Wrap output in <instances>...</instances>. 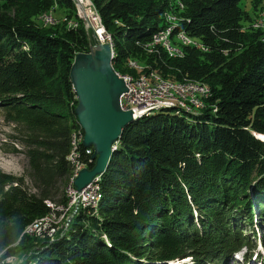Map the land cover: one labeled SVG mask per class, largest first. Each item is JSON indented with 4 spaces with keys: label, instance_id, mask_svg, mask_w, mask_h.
Segmentation results:
<instances>
[{
    "label": "trees",
    "instance_id": "trees-1",
    "mask_svg": "<svg viewBox=\"0 0 264 264\" xmlns=\"http://www.w3.org/2000/svg\"><path fill=\"white\" fill-rule=\"evenodd\" d=\"M90 1L112 41L117 73L201 82L212 98L197 115L166 109L130 124L97 183L98 209L78 211L52 238L50 226L29 235L30 226L68 205V158L74 135H83L70 71L97 41L83 26L53 31L38 23L57 8L77 15L72 0H0V111L26 150L35 191L0 171V264L16 253L25 254L18 264H231L244 248L242 264L256 253L262 261L264 33L243 24L242 0ZM179 13L185 17L176 32L201 47L181 46L180 58L160 48L149 53L167 16ZM132 61L144 70L130 68Z\"/></svg>",
    "mask_w": 264,
    "mask_h": 264
},
{
    "label": "water",
    "instance_id": "water-1",
    "mask_svg": "<svg viewBox=\"0 0 264 264\" xmlns=\"http://www.w3.org/2000/svg\"><path fill=\"white\" fill-rule=\"evenodd\" d=\"M80 8L83 12V8L81 6ZM113 51L110 45L99 43L96 46H91L89 53L77 54L71 66L69 80H71L73 93L77 100L75 115L83 133L80 145L85 150H91L90 160L94 164L92 168L87 164V167L81 169L75 177L71 178V184L68 187H71L78 195L85 193L106 173L110 167L111 157L117 150L123 130L136 121L134 117L136 114L131 110H124L120 104L123 96L128 92V86L125 79L122 78L124 76L117 73L113 67ZM165 81L171 84L179 83L184 87L200 84L208 88L206 84L192 80ZM208 89L210 94L201 100L203 103L198 106L184 101L181 103L184 106L176 108L185 109L191 115L202 113L207 109L208 100L212 98V91L210 88ZM214 113H216L215 107H213ZM262 140L264 141V139ZM69 204L70 201L67 206H71ZM78 211V206L72 205L64 221H61L62 231L65 228V231L68 229L69 223ZM58 229L57 226L50 225V232H59ZM53 234L55 235V233ZM52 235L50 236L52 237ZM11 258L6 259L5 263L12 264L10 263Z\"/></svg>",
    "mask_w": 264,
    "mask_h": 264
},
{
    "label": "built area",
    "instance_id": "built-area-1",
    "mask_svg": "<svg viewBox=\"0 0 264 264\" xmlns=\"http://www.w3.org/2000/svg\"><path fill=\"white\" fill-rule=\"evenodd\" d=\"M74 2L84 3L86 4L87 7L91 8L90 10H92L93 18L99 21V26L104 32V35L99 36L100 41L103 42L104 40H107V43H109V45L113 49L112 41L110 37L106 34L104 28L101 26L102 25L101 19L99 15L96 13V10L93 4L91 3V1L75 0ZM79 14H81V17H84L82 12ZM86 15L89 16L88 13ZM167 18H168L167 23L171 22V18L169 16H167ZM43 21L46 24H50V25L57 23L56 19L49 13L48 15L47 14L44 15ZM176 25H177L176 22H174L172 26L169 25L167 28L158 31L153 35L152 43L147 46L148 48L147 50L150 51L149 53H155L157 51L156 48H160V50L166 51L170 57L177 58L178 56L182 55V52L180 50L181 46L201 47L200 44H198L193 38L187 36L186 32L175 33ZM201 49H203L204 51L207 50L205 48H201ZM135 63L136 62L134 61L130 62L129 63L130 68L136 71L144 70V68L142 67L138 68V65ZM122 78H124L127 83L128 92L125 96H123L122 102L120 104L122 105V108L124 110H131L133 111L134 114H136V116H134L135 120L144 117V115H150L153 112L157 113L165 109L176 108L177 106L183 105L181 103H183L184 101L191 102L192 105L198 106L200 103H203V101L201 100L207 98V96L210 94L209 89L206 88V86L200 84H194V86H185V87L183 85H177L176 87H173V85L170 82L163 80L161 77H159L157 74L155 75V73L153 72L143 74L138 77L126 75ZM175 91L177 92V95L176 97H174L175 98L174 101L175 103H174L172 102L173 99L171 98V95L172 94L174 95ZM170 100L172 101L169 103ZM81 142H82V138H78L77 135L76 136L74 135L71 145L73 146V150L68 158L69 161L74 166L73 177H75L76 174L80 172L81 169L87 167V163L83 159H81L82 156L78 151L77 145H79ZM85 153L87 156L86 158L92 155L91 150H86ZM88 162L91 163V160H89ZM98 182L99 180L96 183L92 184L88 188V190L81 195H78L75 191L71 189V187H69L67 192H69L68 194L70 197L69 199L71 202H73V205L76 204L77 206H79L81 202L84 205V203L86 202L82 201V199L84 200L87 199L90 202V206L86 208L94 209V211L97 210L98 208L97 206L99 205V201L101 200L100 189L99 186L97 185ZM47 204L51 208H54L53 205L51 206L49 205V203ZM92 204H94V207L91 206ZM52 217H54V215ZM49 219L50 218L43 219L40 222L34 224L33 226H30L27 229L26 233L29 235L33 234L34 227H36V230L40 232L41 229L40 230L37 229L38 228L37 226H39L38 224L41 222L44 224L48 222ZM43 224L41 226H43ZM49 226L50 225H48V227Z\"/></svg>",
    "mask_w": 264,
    "mask_h": 264
},
{
    "label": "rangeland",
    "instance_id": "rangeland-1",
    "mask_svg": "<svg viewBox=\"0 0 264 264\" xmlns=\"http://www.w3.org/2000/svg\"><path fill=\"white\" fill-rule=\"evenodd\" d=\"M73 2L75 0H72ZM75 7H76V11H77V15L74 16H70L69 14H67V12L63 9H55L52 10L49 14H51L57 21V23H54L52 25L50 24H46L43 21V17L46 14H42V16L40 17V21H38V23H40V26L42 24L43 27H45L47 30L48 28H50V30H56L53 29V27L55 28L56 26H59V29H66V31H75L77 29H79V26H83L85 28V31L89 34L90 38L94 37V40L97 41V45L100 44H108L107 40H104L103 42L100 41L99 36L100 35H104L103 30L100 28L99 26V21L93 18L92 15V10H90L91 8L87 7L86 4L84 3H78V2H74ZM80 4V5H79ZM80 6L83 8V12L80 10ZM4 3L0 2V9L1 11H3L4 9ZM241 7L244 9V11H246V13L249 16V20L247 22H244L243 24L245 26H249L250 24H252V27L254 29L257 30H261L262 33H264V0H242L241 2ZM86 9V10H85ZM84 15V18L81 17V13ZM88 13L89 16H87L86 14ZM182 13H179L177 15H168L171 18V22H169V25H173L174 22H176V24H178V22L180 23L181 21H183V18L185 17ZM48 15V14H47ZM86 16V19H85ZM88 24V25H87ZM175 33L176 29H175ZM103 40V39H102ZM100 41V42H99ZM96 46V44L94 45ZM180 48V47H179ZM152 49V48H151ZM182 52V49H180ZM148 51V50H147ZM207 51V50H206ZM150 52V51H148ZM169 56V55H168ZM183 56V52L181 56H178V58ZM170 57V56H169ZM173 58V57H170ZM135 64L138 65L139 67L145 68L144 66H142L141 64H139L138 62H136ZM141 76V74L139 75ZM138 77V76H136ZM173 87H176L177 85H179V83H173L172 84ZM177 95V92H174V95H171V98L173 99L169 101V103L172 101H175V98ZM175 103V102H174ZM170 109H174L178 112L179 115H185V114H190L188 111H186L185 109H180V108H170ZM166 110V109H165ZM164 111V110H162ZM160 112V111H159ZM158 113V112H157ZM152 114H155L154 112ZM151 115V114H150ZM150 115H144V116H150ZM195 115V114H193ZM18 133L15 132L14 130V125L13 124H8V122H6L5 120V115L2 111H0V171L6 175H11L17 178H24L25 180V185L28 189L29 192H35L33 189V184L31 182V180L28 177V170H29V162L27 161L28 159L26 158V150L24 148V146L21 144L20 140L18 138L19 135H17ZM260 136V135H259ZM262 136L259 137V139ZM263 139V138H261ZM74 176V174H73ZM73 178V177H72ZM71 184V182H70ZM69 188V187H68ZM69 194V192H68ZM67 194V199H69V195ZM70 201V199H69ZM68 201V202H69ZM82 201L86 202L83 203L81 202L78 206L79 211L81 210V212L83 210H86V207L90 206V202L87 199H82ZM100 202V201H99ZM49 203V202H47ZM49 205L52 206L51 203H49ZM71 206H66V207H56V212H57V216L54 217H49L50 219L48 220V222L46 223H39L37 226V229H43V226H47L48 225H54L57 226L59 229L58 231L62 230L63 226L61 224V221H64V218L66 216V214L69 212V209L72 207L73 202L70 201ZM92 207H94V204L91 205ZM96 206V205H95ZM54 207V206H53ZM99 207V205L97 206ZM98 209V208H97ZM94 210V209H93ZM64 211V212H62ZM43 224V226H41ZM34 229V233H39V231L36 230V227L33 228ZM66 229V228H65ZM64 229V231H65ZM257 236H260L261 231H258V228H255ZM47 232V230H46ZM54 232H50L49 231V236L52 235ZM56 236V235H55ZM54 236V237H55ZM47 237V236H45ZM52 238V237H50ZM258 245V249L257 251L260 252L262 254V261H260V258L256 257L257 253L252 256L254 257H250V262L248 264H264V249L263 246L261 244V241L258 238L257 241ZM248 253L247 249H243L242 251H240L238 254H236L234 257H232L233 261L230 262L231 264H242V260L243 257H245V255ZM25 260V254L24 253H16V256H13L10 260V263L12 264H18L21 263ZM235 260V263H234ZM193 263L192 260H190V258L188 259H184V260H177L173 263L170 264H191Z\"/></svg>",
    "mask_w": 264,
    "mask_h": 264
}]
</instances>
